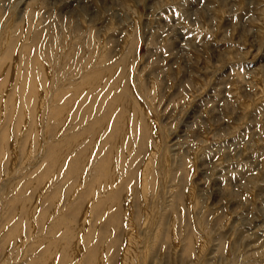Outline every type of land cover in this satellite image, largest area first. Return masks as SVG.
I'll return each mask as SVG.
<instances>
[{"label":"rangeland","instance_id":"374dc122","mask_svg":"<svg viewBox=\"0 0 264 264\" xmlns=\"http://www.w3.org/2000/svg\"><path fill=\"white\" fill-rule=\"evenodd\" d=\"M0 264H264V0H0Z\"/></svg>","mask_w":264,"mask_h":264},{"label":"bare ground","instance_id":"6f19581e","mask_svg":"<svg viewBox=\"0 0 264 264\" xmlns=\"http://www.w3.org/2000/svg\"><path fill=\"white\" fill-rule=\"evenodd\" d=\"M72 160H73V159H72ZM100 179H102V181H103L104 178H100Z\"/></svg>","mask_w":264,"mask_h":264}]
</instances>
